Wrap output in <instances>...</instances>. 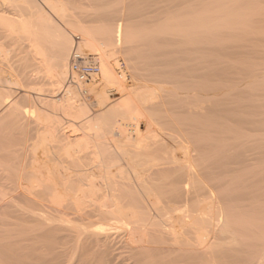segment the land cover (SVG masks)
Instances as JSON below:
<instances>
[{
  "label": "bare ground",
  "instance_id": "1",
  "mask_svg": "<svg viewBox=\"0 0 264 264\" xmlns=\"http://www.w3.org/2000/svg\"><path fill=\"white\" fill-rule=\"evenodd\" d=\"M30 1H22L31 4L28 10L19 11L12 15H8L4 9L0 8V23L3 21L13 27L16 24L17 26L25 25L27 22L29 23L26 24L29 25V32H33V34L31 33L32 36L36 33L40 37L42 35L47 39H54L56 42H53L62 50L60 51L55 46L60 51V55L62 54V56L59 55L60 60L56 59V62L59 61V65L62 66L60 65L61 68L56 66L59 71L55 67L51 70L55 68L59 72L58 76H61L59 80L61 78L65 80L68 75L69 56L72 54L70 52L77 50L79 54L81 47L89 49L93 46L97 47L101 40L98 45H96L97 43L93 45V42H97L94 39L95 36L93 37L85 27H80L78 24L84 39L81 46L74 49L72 36L57 25L42 5H38L36 1L35 3L33 1L32 5ZM44 1L51 7L53 5L52 9L58 6L53 4L56 3L53 0ZM58 1L60 2V0ZM180 1L178 3L177 0H165V2L170 3L169 5L165 4L167 7L164 12L166 18L159 14L165 9L160 8L162 6L159 7L161 10L158 14L159 17L163 18V21L158 22V16L156 18L157 23L154 20L159 27L155 36L139 40L132 32L134 30L129 32L124 24L126 21L123 22L120 18L116 19L117 23L112 28L101 29L103 31L100 33L103 34V44H100L102 49L95 50L94 48L97 52L96 55L100 56L101 72L99 71L100 74L94 77L91 82L82 84L85 89H91L95 92L100 100V103L99 100L97 101V106L99 103V107H103L109 100L114 104L96 119L82 123L83 118H87L91 113L90 110H87V106L76 103L73 97L67 98L61 104L63 105L61 108L63 113L65 112L68 118L76 123H82L80 124L82 126L73 127L72 125L71 127L68 124L69 128H65L64 125L63 128L65 129H62L63 122L60 125V120L58 122L54 119L55 117H49L46 120L48 122L45 128L43 127L44 124L41 123L43 127L41 132L39 125L42 120L38 116L39 110L36 108L38 106L34 102L31 103L32 106L27 103L33 101L30 95L25 94L22 98L20 97L23 101L17 96L18 99L14 102L10 100L11 102L8 103L9 101L5 99L6 104L4 101V103H0V115L4 116L2 118L12 119H9L11 125L19 123L22 129H32L33 134L36 132L38 137H35L34 140L38 138V141H36L35 146L33 143L32 147H35L36 153L38 152L36 149L43 150V157H38L34 153L35 155H31L30 160L28 157L31 156L27 155V151H23L26 149L24 148L20 151L23 154H18L20 155L18 163L13 164L16 157L15 160L12 157L14 151H17V143L15 146L12 145L13 148L15 147L12 150L11 138L6 136L4 138L3 135H0V213H8L7 216H10L8 211H12V214L28 211V214L40 215L41 217L42 215L59 216V219L52 218L53 220H48V222L59 221L58 224L62 223V226L57 224V227H60V231H62L61 233H64L60 236L63 237L64 235L63 240L65 242L66 240L74 242L72 243L74 248L69 247L71 244L68 247L61 244L62 248L65 247L63 253L68 254V256L65 254V261L76 255L78 264H264V164L262 162L258 164L261 156L264 160V154L261 150L259 151L261 149L259 146L264 144V131L262 132L263 136L259 134L260 131L257 132L258 130L262 131L261 127L264 124L257 129L261 123L259 121L257 124H260L257 125L254 122L256 117L261 118L262 110L255 109V106L250 104L251 101L254 102L255 100L244 99L245 103L250 102L246 106L241 105L244 104L242 100V103L234 101L238 98L233 97L240 96L238 93L240 89H238V85L229 89L230 86L227 84L231 81H228L227 77L238 73V71H233V74L227 75V69H230L225 60L227 44L219 30V24L214 26L211 24L208 9L200 6L199 3L194 5L195 2L192 3V0ZM59 2L58 4H60ZM158 5L160 4H157V7ZM22 6H24L23 3ZM22 6L19 7L23 8ZM154 9L156 10V7ZM57 10L55 11L57 12ZM130 10L132 9L130 8ZM147 12H145L146 15H149ZM133 14L135 15V12L130 16ZM143 14L140 16L143 17ZM54 15L56 16L57 13L54 12ZM136 15L135 17H137ZM151 16L149 15V17ZM118 17L122 16L118 15ZM65 21L68 22V19ZM78 22L80 23V20ZM231 23L238 28L239 22L231 21ZM4 28L0 27V30L5 31ZM22 29H18L20 30H17L18 33ZM27 29L26 27L25 30ZM72 29L76 30L75 28ZM14 31L16 34L17 31ZM6 32L7 35L2 32L3 35L7 36L6 39L3 38L9 41L7 38L10 33H8L9 31ZM2 33L0 31V35ZM32 38L36 39L34 36ZM32 44L31 46L35 48ZM39 47L40 45L35 50L39 51ZM144 49L149 50L153 58L152 65L158 69L161 68L160 71L156 70L154 76V78H158L154 82L160 86V92L151 86H138L139 84L135 83L136 79L133 77H130L133 83L131 82L130 86L125 85L126 77L129 76L127 75L128 72L118 67L120 64L117 57L118 52H125L124 56H127L126 53L137 55ZM30 50L24 51L25 53L28 52L29 58L27 60L29 61L33 51L29 53ZM36 51L34 53L37 55ZM120 55L121 53H119ZM21 57L19 60H22ZM112 58L117 60L118 64L113 65ZM123 60L126 62L125 58ZM130 61L131 59L128 60L127 58V63ZM45 64L46 66L42 65L47 67L49 63L45 62ZM1 65H4L3 62ZM42 65L40 64V66ZM15 71L18 72V69ZM239 75L238 73L229 78H234L232 81L236 83L240 79ZM236 76L238 79L235 80ZM42 77L44 76L41 75L40 78ZM31 79L33 83V77ZM45 80L48 81V79ZM45 80L42 79L44 82ZM39 83L35 81L36 85L45 84ZM12 84L15 82L13 81ZM29 84L31 85V80ZM51 85L56 86L55 83ZM10 86L12 88L13 85ZM16 86L18 87V85ZM109 86H115V89H109ZM61 87L63 86L61 85L58 89L62 90ZM33 91L32 93L35 92ZM125 91L129 93L126 94V97L128 95L126 99L122 96ZM11 93L9 94L12 97L13 94ZM121 93L123 94L121 95ZM5 95L3 96L6 98ZM11 97L8 95V98ZM228 98L234 99L230 101V104L233 103L231 107L235 108L226 107ZM47 100L49 99L41 98L38 101L49 106L50 102ZM21 101L23 103L26 101L27 105L23 103L21 105ZM262 102L264 100L260 101L261 105ZM260 104L257 103L256 106H260ZM51 105L54 110L58 108L57 102L51 101ZM261 107L259 108H264ZM228 108L232 112L227 110ZM257 111L258 113H256ZM257 114L259 116H256ZM262 117L264 120V113ZM13 120L18 123L12 122ZM231 124L234 127H231ZM253 124L254 126L257 125L256 128L253 127ZM0 127L3 129L2 126ZM228 127L235 129L234 132H231L233 129L230 130ZM87 129L95 130L97 133H93L96 136L92 138L91 134L86 135L89 133ZM252 129H256L262 139L258 137L259 135L256 138L257 133L253 134ZM80 130L86 131V134ZM80 133L84 135H78ZM227 133H235L236 137L240 139L237 155L239 152L241 154L240 150L247 153L244 148H248L250 155L251 152H255L254 154L258 152L257 155L252 156L254 158L260 154L258 160L255 158L256 164H250L249 159L252 157L248 156L251 158H247V155L244 154V157L246 156L248 159H245L247 164L246 162L245 164L239 162L233 164L236 155V153L233 154L236 151L233 147L231 148L234 149V151L231 150V156H234L232 158L233 163H228L230 152H227ZM252 134L255 135L253 139ZM19 137L17 140H20L21 137ZM230 138L232 139V136ZM254 138L256 141L259 139V142L262 140V143L259 145V142L254 141L255 145L253 143ZM22 139L19 146H22L20 145ZM17 140H14L13 143L18 142ZM34 140H31L29 144ZM250 141H252L253 146L249 145L251 144ZM246 142L249 144L246 145ZM23 143L25 144V142ZM237 146L236 148H238ZM240 146L244 148L241 149ZM29 149L30 152L33 150L31 147ZM262 150L264 152V149ZM15 153L17 154V152ZM241 155H239L240 159ZM244 157L242 158L244 159ZM11 158L12 162L5 164L6 162L9 163ZM230 158L229 160H231ZM240 159L235 161H243ZM3 216L6 215L3 214ZM16 216L18 215H14V217ZM4 217L2 218L4 219ZM16 218L18 222H21L20 219H24V215L21 218L20 216ZM10 219L15 222L13 218ZM38 219L40 220V218ZM9 221L7 222L9 224L8 229L13 226L12 222L9 223ZM24 221L26 222V220H23V224H25ZM5 222L3 221L4 225H6ZM3 228L5 229V226ZM45 228H42L41 231H47L48 226ZM58 228L55 229L59 230ZM8 229L5 230V233L8 232ZM30 229L29 231L33 230L34 227ZM36 229H38L37 226ZM29 231L27 233H32V236L40 230L35 233ZM34 235L33 239L34 237L38 239L37 237L40 236V234ZM45 235H47L46 232ZM43 238H41L42 241L45 240ZM62 241L59 242L62 243ZM65 242L63 243H68ZM47 249L49 250V247ZM1 253L4 258V252L1 251ZM4 254L6 257V253ZM7 257L10 255L7 254ZM67 257L69 258L67 259ZM52 260L54 261V258ZM57 260L63 259L58 258ZM57 260L56 262H58ZM53 261L52 264L56 263ZM63 261L62 264L65 262ZM69 262L65 263L68 264Z\"/></svg>",
  "mask_w": 264,
  "mask_h": 264
},
{
  "label": "rangeland",
  "instance_id": "2",
  "mask_svg": "<svg viewBox=\"0 0 264 264\" xmlns=\"http://www.w3.org/2000/svg\"><path fill=\"white\" fill-rule=\"evenodd\" d=\"M22 1H20V0H0V8L2 10L4 9V11L7 12L8 15L9 14L12 15L13 13L14 14L18 13L19 11L28 10V8L30 7L31 4H27V3H24ZM33 1H34V3L36 1V3L38 5H42V7L49 13V15L52 17V19L57 23V25H59L63 30H65L67 33H69L72 36L71 38L73 39V42H74L73 45H75V47H73L74 49L75 48L77 49V47L81 46V44H82L81 42H83V39H84V36L82 35V31L80 30L81 26L85 27L91 33V35L93 37L95 36L94 39L97 42H95V43L93 42V45L96 44V43H97L96 45H98L100 40H101L100 44H103V34H100V33L103 32L102 30H104V28H112L113 26H115V24L117 23V21H116L117 18H120L123 22L126 21L124 24L127 26V30L129 32L134 30L132 32H134L135 37L138 38L139 40L141 38H149V37H151L153 35L155 36V33L157 32V30L159 28L158 25L156 24L157 23L156 18H157V16L159 17V14L162 17L164 15V17L166 18L164 12L166 11L167 7L165 6V4L166 5L170 4V3H167L168 1L165 2V0H163V2H162V0H64V1L60 0V2L58 0H53V2H56V3H53V2L52 3L58 5V6H56L57 8H54L55 10L58 9L57 12H56L54 9H52L53 5L51 7V5H49L44 0H31L30 2L32 3ZM171 1H173V0H171ZM187 1H190V0H187ZM58 2L60 4H58ZM177 2L179 3L181 1L177 0ZM185 2H186V0H185ZM194 2H195L194 5H198L196 3H199L200 6L202 5V6H204V7H206L208 9V11L210 12L211 24H213V26L216 25V24H219V30L223 34L222 35L223 39H224V41L227 44V46H226V48H227V50H226V59L225 60H226V64H227L228 68H230V69H227L228 70L227 71V75H230V73H232L233 71L234 72L238 71V73L240 74L238 76L240 79L238 80V82L236 81L237 84L233 82L234 78L233 79H231V78H232L233 75L235 76V74L237 75L238 73H235V74L232 73L233 75L229 76L231 78L227 77V80L231 81V83L226 82V83H228L227 86L228 85L230 86V87H228L229 89L232 88L234 85L235 86L238 85L237 87H238V89H240L238 91L240 96L233 97V98H238L240 100H238V99L234 100L233 98H232V100L238 101V103H242V101H244V104H241V105H244V106H246V105H248L250 103V102H248L249 100H255V101L258 100L259 101V102L258 101L257 102H255V101L252 102L251 101V103H250V104H252V106H255V109L262 110L261 115H260L261 118L258 119V117H256V116H259V114H257L255 116L256 117L255 118L256 121L257 120L258 121L257 122L254 121V122L257 124L260 121V123H261V124L259 123L260 125L257 124V125H259L257 127V129H258L262 124H264V122H263L264 120L262 119L263 118L262 114L264 113V111H263L264 108L261 109L262 108L261 106L264 107V104H263L264 102H262V105L260 104V101L264 100V0H192V3H194ZM22 3L24 4V6H22ZM163 3H164V5H161ZM182 3L184 4L183 1H182ZM157 4H160V5H158V7H157ZM20 5L23 8H20L19 7ZM32 5H33V3H32ZM160 6H162V7H160ZM148 7H149V9H148ZM154 7H156V10H158V9L159 10L156 11L154 9ZM159 7L162 8V9H165V10H162L163 11L162 14H161L162 11H160L161 9ZM130 8L132 10H130ZM144 8H145V10H144ZM20 9H22V10H20ZM52 10L55 12V14L57 13L56 16L54 15V12ZM147 11H149V12H147ZM159 11H160V13H159ZM134 12H135V15L137 14L136 15L137 17H135L134 14H133V16H130ZM145 12L149 13V15L150 16L152 15V16L149 17V15L148 14L146 15ZM64 13H66V14H64ZM125 13H126V15H125ZM121 14H123V15H121ZM127 14H129V15H127ZM140 14H143L144 16L142 17V16H140ZM118 15L122 16V17H118ZM153 15H156V16H153ZM57 17H58L59 20L57 19ZM126 17H127V20H125ZM130 17H131V19H130ZM132 18H134V19H132ZM151 18H153V19H151ZM66 19H68V22L65 21ZM69 19H70V21H69ZM157 19H159L158 22H160V23H161V21H163V18H161V17H159ZM60 20H62V21L64 20V22H62ZM79 20H80V23L78 22ZM154 20L156 21V23H155ZM231 21H235L236 23L239 22L237 24L238 28L234 27V25L231 23ZM25 23L29 24L27 22H25ZM65 23H68V24H65ZM26 24L25 25H23V24L19 25V23H18L19 26H17V24H16V25H13V27H11V24H8V23L6 24L3 21H2V23H0V27L1 28H4L6 26L8 27V25H9V27L13 28V29L10 28V30H9V27L8 28L6 27V28H4V29H6L5 31L0 30L1 33L2 32L6 33L5 35H7L6 31H9L8 33H10V34H8V38H7V39H9V41L8 40H4L3 37H5V39H6L7 36L3 35V33H2V35H0V39H2V41H0V59L2 60V61L0 60V84H2V85H0V96H1L0 103H2L4 101L5 104H6L5 99L7 101H9L8 103H10L11 101L14 102L18 98L21 99L25 94L30 95V98L32 97L31 99H33V101L30 100L32 102H30V103L27 102V103H28V105H31V103L34 102V104L36 106H38V107H36V106H34V107H36L39 110L40 114L38 113V116H40L41 120H42L40 122V125H39V127L41 126L40 127L41 128V132L43 131L42 128L43 127L45 128V126L47 125L46 123L48 121H46V120H48L49 117H53V118L55 117L54 119H56L57 121L60 120V122L58 121L60 123V125L62 124L61 122H63L62 127H61L62 129L67 128L69 125L71 127H72V125H73V127L74 126L81 127L82 125H80V124H82L84 122L87 123L88 120H91V119H96L103 112H105L108 109V107L110 108L111 106H113L114 103H111V101L109 100L108 103H106L107 105L105 104V106L99 107L100 100L96 96L95 92L91 91V89L90 90L89 89H85V87L83 86L82 83H79V82H77V83L75 82L74 83V82L71 81V68H70L71 58H70V56L72 55L71 53H73L74 50H72L70 52L71 55L69 56V60H68V67L69 68H68L67 78L65 80H63L62 78L59 80V78L61 76H58L59 72H57V70L59 68L57 67L58 68L57 69L56 66H59L61 68L62 65L60 64L61 65L60 66L59 65V61L58 62H56V61L60 60V56H62V54L60 55V51H62V50L59 48V46H57L56 43H54V42H56L54 39H47V38H45L42 35L40 37L36 33H34V35H33L36 39L32 38L33 36L31 35V33L33 34V32L32 31L29 32V29H30L29 25H26ZM78 24L80 25V27H79ZM25 26L28 28L27 30H25L26 29ZM22 28L24 29V31H23ZM70 28L71 29L75 28L77 31L74 30V29L71 30ZM78 28H79L80 31L78 30ZM18 29H22V31L20 33H18V31H20ZM14 30H16V31L18 30L16 32L17 35L14 34L15 33ZM78 32H80V33H78ZM11 33H13V34L11 35ZM29 34L31 35V37H30ZM37 36L39 37L40 41H38L39 39L37 38ZM11 37L13 38V40H15V39H17V40L13 41ZM41 38H44V39H41ZM4 41H7V42L5 43ZM35 42H37V43H35ZM31 44L34 45L35 48L32 47ZM49 44H50V46H49ZM100 44L97 47L96 46L91 47L92 49L91 48L89 49V48H86V47L85 48L81 47V50H83V51H81L79 49V52L81 53L83 59H92V60H94L95 62L98 63L99 67H100V56L96 55L97 52L95 50L99 49V48L102 49ZM39 45H40L39 51L38 50L36 51L35 49H37V47ZM27 46H29V47H27ZM48 46L51 47V48H49ZM55 46L60 51L58 49H56ZM41 47H42V49H41ZM94 48H95V50H94ZM27 49L28 50L31 49L29 53H31L32 50H33L32 53H34V51L37 52V55L35 53L33 54V56H32V53L30 54V61L27 60L29 58L28 52L25 53ZM55 52H56V54H54ZM22 53H23V55H22ZM24 53L26 54V56H25ZM119 53H121L120 56H119ZM27 54H28V56H27ZM123 54H125V52H118V54H117V57L119 58V63L120 64H118L117 60H114V58L111 59V62H112L113 65H116L115 63H117L119 65V66L117 65L119 67V69H124L126 72H128L127 75H129V76L126 77L127 80L125 82V85L130 86L133 83V81L131 80L132 78L130 79V77H133V78L136 79L135 83L137 85L139 84L138 86H141V87L146 86V85L147 86H151L152 88H157L156 91L160 92V89H159L160 86L157 84V82H154V80L155 79L157 80L158 78L157 77L154 78V76H155V73L157 71L161 70V68L158 69V67L156 68V67H154L152 65L153 64L152 63L153 62L152 61L153 58H152L151 54L149 53V50L148 49H144L143 52H140V54L138 53L137 55L126 53L127 56L126 55L124 56ZM39 55L41 56V58H40ZM122 55L125 58L126 62L123 60L124 58L122 57ZM20 57H21L22 60H19ZM127 58H128V60L131 59L130 63H127ZM44 61L46 63L47 62L49 63V64H47V67L43 66V65L46 66ZM2 62H3L4 65H1ZM26 62H28L29 64L26 63ZM35 62L37 64H34ZM54 62H56V63L53 65ZM60 62L62 63V60ZM40 64L41 65L43 64V65L40 66ZM127 64H129V65H127ZM53 67H55L57 70L54 68V69H52L53 70L52 71L51 68H53ZM19 68H21V69H19ZM39 68L40 69L42 68L41 71H40ZM17 69H18V72L15 71ZM2 70L4 71V73H3ZM5 71H6V74H5ZM38 71H40V72L38 73ZM23 72H25L26 74L23 73ZM100 72H101V67H100ZM18 75L21 76L19 79H18V77H19ZM41 75H43L44 77L40 78ZM53 76H54V79H53ZM31 77H33V81H34L33 83H32ZM238 77L236 76L235 80L238 79ZM29 78L31 80V85L29 84V82H30ZM74 78H75V76H74ZM38 79H39V82L41 81L40 83H45L46 85L45 84H40L38 82ZM42 79H44V80L48 79V81L45 80V82H44V81H42ZM51 79H53V80H51ZM57 79H58V81H57ZM62 80H63V82H62ZM8 81L9 82H11V81L13 82L14 81L15 84L18 85V87L15 84H12V82H11L10 85H13V86H12V88H10L11 87L10 85L7 86V84L9 83ZM35 81H36V83H39L40 85H38V84L36 85ZM3 82H5V83H3ZM6 82H8V83H6ZM52 83H55V85H56L55 86L56 87L55 90L56 91L54 90L55 87L53 85H51ZM58 84H60V85H58ZM27 85L29 87H24V86H27ZM61 85L63 86V87H61L62 90H59L58 88ZM239 85H241V86L239 87ZM38 87H39V89L41 88L40 91H39V89H37ZM24 88H25L26 91L24 90ZM27 88H29V89L31 88L30 91ZM15 89L16 90L18 89V90L16 91ZM22 89H23V91H22ZM109 89L113 90V89H115V86H109ZM32 91L34 93H32ZM10 92H12L11 94H13L12 97L9 94ZM40 93H41V95H40ZM123 93H121V95L123 94L122 96L126 99L128 97V95L126 97V94H129V93H128V91H125ZM240 93L243 94V95H241ZM46 94H48V95L46 96ZM94 94H95V96H94ZM3 95H5L7 97L5 98ZM8 95L11 98H8ZM17 96H19V97L17 98ZM72 97H73V100L76 103H80L83 106H87L86 107L87 110H90L89 112H91L89 114V116L87 117L88 119L84 117L83 118L84 120H82V123H79V124L76 123L71 118L69 119L67 114L65 112L63 113V109H61L62 106H63V105H61V104H63L62 102L65 101L67 98H72ZM96 97H97V99L95 100ZM240 97H242V98H240ZM36 98H38V99H36ZM41 98L49 99V100H47L48 102H50L49 106L46 105L47 106L46 107L42 102L38 101ZM2 99H4V100H2ZM244 99L248 100V101H246V102H248V104L245 103ZM21 100L23 101V99H21ZM232 100L229 99V98L227 99L226 104H228V105H226V107L230 106V108H235V107H231V104H233V103L230 104V101H232ZM22 101H21V105L23 103ZM51 101L58 103V108H56V110L53 109L54 107H52ZM97 101L99 102L98 106H97ZM257 103L260 104V106L259 105L258 106L261 107V108L256 106ZM23 104L27 105L26 101ZM241 105H239L240 108H242ZM236 106H238V104ZM256 107H258V108H256ZM104 108H106V109L104 110ZM99 110H101V111H99ZM227 110L231 111V109H229V108ZM230 111H228V113H230ZM244 111H246V110H244ZM256 113H258V111ZM47 115H49V116H47ZM2 117H4V116L0 117V126H2L4 130L0 127V131H1L0 135H3L4 138H5V136L11 138V140H12L11 149L12 150L15 149V147L13 148L12 145L15 146L16 143H17V147H18L16 149L17 151H14V154H13V157H12L13 159L16 157L17 161L14 159L15 161H13V164H17L18 163V157H20V155L23 154L20 151L23 150L24 148H26V149H24L23 151H25V152L27 151L28 152V154H27L28 156H31V155L34 156L36 154L38 157L39 156L43 157V150L42 149H36V151L38 150L37 153H39V154H37L35 152V147H32V144L34 143L33 145L35 146V144H37L36 141H38V138H36L37 140L36 139L34 140L35 137H38V134L36 135V132H35V134H33V131H31L32 129L31 130L26 129V128L22 129V126L16 120H13L12 122H17L19 125L18 124H15V125L12 124L11 125L10 120H12V119L9 118L10 119L9 120V119L2 118ZM255 119H253V120H255ZM73 121L75 122V124H74ZM41 123L44 124L43 127H42ZM4 124L6 125L5 127H4ZM256 126H254V124H253V127L256 128ZM63 127H65V128H63ZM231 127H234V126L231 124ZM263 127L264 126L262 125V127H261L262 131L261 130L257 131V132L260 131L261 133L259 132V134H261V135H262V132L264 131ZM229 129L231 130L233 128H229ZM234 130L235 129H233L231 132H234ZM34 131H36V130H34ZM80 131L82 132V130H80ZM87 131L89 132V133L87 132L88 134H86V131H83L82 133H85L86 135L91 134L92 136L91 135L90 136L92 138H94V136H96L95 133H97V132H95V130L87 129ZM2 132H4V133H2ZM93 132H95V133H93ZM252 132H253V134H255L256 129L253 130ZM26 133H27V135H26ZM82 133H80L78 135H84ZM227 134L230 135V136H228ZM227 134H226V137H227L226 138L227 139L226 140L227 141L226 142L227 143V152L228 153L230 152L229 156L231 157V158L229 157L231 160H229V158H228V160H227L228 163H230V164L233 163L232 162V158L234 156L233 157L231 156V150L234 151V149L236 151L234 153L233 152L232 153L234 155L236 153V155H235V157L233 159V161H234L233 164H236L235 162H237V164H238V162L240 164H245V162H246V164H247V161L245 159L251 158L252 156L257 155L258 152L256 154H254L255 152H253V153L251 152V155H250V152H249L248 148L242 147L243 145L240 146V148L241 149L244 148V150H246L247 153L245 151H243V150H240V151H241L242 155L243 154L247 155V158H246V156L244 157V155L242 156L241 154H239L240 152L237 155V152L239 151V150L237 151V149H239L240 139H238L239 137H236L235 133H230V134L227 133ZM253 134L251 135L252 139H253V136H255ZM259 134L257 133L255 137L256 138L259 137V138L262 139L263 135L261 136ZM257 135H259V136L257 137ZM18 136L21 137V138L19 137L20 140H17ZM231 136H232V139L230 138ZM22 138H24V139H22ZM21 139H22V142H21L22 144H20V145H22V146H19V143H20ZM14 140H17L18 142L13 143ZM27 140H29V141H27ZM31 140H34V141H32V143L29 144L31 142ZM258 140L259 139H257V141H256V139L253 140V143H254V141H256V143L259 142ZM23 142H25V144ZM237 142H238V144H237ZM263 142H264V139H263ZM250 143L251 144L246 142V145L249 144V145L253 146L252 141H250ZM261 143H262V140L258 144L260 145ZM236 146L238 148H236ZM244 146H245V144H244ZM261 146L264 147V144L263 145L261 144ZM261 146H259V148H261V149H259L258 146L256 147V149L258 148L259 151L261 150L262 153L264 154V152L262 150L264 148L261 147ZM29 147H31L33 149V150H31V152L28 151V150H30ZM232 147L234 149H231ZM250 147L251 146H249V148ZM251 149H252V147H251ZM251 149H250V151H251ZM253 149H255V148H253ZM256 149L254 151H256ZM258 149H257V151H258ZM15 152H17V154ZM41 153H42V155H41ZM228 153H227V156H228ZM248 153H249V155H248ZM18 154H20V155H18ZM239 155H241L240 156L241 159L239 158ZM248 156H251V157H248ZM259 156H260V154H259ZM242 157H244V159ZM258 157H255V158L258 160L259 159ZM12 158L10 159L9 163L6 162L5 164H10L12 162L11 161ZM28 158L31 160L32 156L28 157ZM235 158H238V159L243 160V161H235V160H238V159H235ZM253 158L254 157H252V159H249L250 164H256L257 161L255 160V158L254 159ZM260 158H261L260 159L261 161L259 160L258 162H260V163H258V164H261V162H262V164H264V160L262 159L263 157L261 156ZM15 162H17V163H15ZM8 183H10V182H8ZM10 184H8V185H10ZM8 212H9L10 216L9 215L7 216L8 213H3V212L0 213V220H1L0 225H1V228H2V229L0 228V230H2V233H3V234L0 233V253H1V251L6 253V257H5V254L3 253L4 258H3V256H1L2 253L0 254V264H47L48 262H49L48 264H50L53 261L52 260L53 258H54L53 263L56 262V260L58 258H62L65 261V254H67V253H63L64 250H65L64 246L68 247L71 244V246H69V247L74 248V245L72 244V243H74L73 241L72 242H70V241L68 242L66 240V242H65V240H63L64 235H63V237L60 236V235H62L64 233H61L62 231H60V227L58 228L57 226L58 225L62 226L61 225L62 223L58 224V223H60L59 221H57L58 223L57 222H48V220L51 221L53 219H59L60 218L59 216L56 217L54 215H48V216L46 215L47 218H48L47 219V218H45L46 216L42 215V217L44 216V218H45L44 219L40 215L36 216V215L31 214V213L28 214V211L27 212H23L22 211L21 213L19 211V212H15L13 214H12V211L11 212L8 211ZM17 213H19V214H17ZM3 214H5L6 216L4 217ZM11 214L13 215L12 217H11ZM14 215H18V216H20V218L22 217V215H24V219L23 218L22 219L18 218V219H20V221L22 220L21 221L22 223L18 222V220L16 218L18 216L14 217ZM27 216L28 217L31 216V217L28 218ZM33 216H36V217L40 218V220L38 218H36V217L34 218ZM2 217H4V219ZM10 218H13V220H15V222H13ZM41 218H42V220H41ZM9 219L11 220L13 226H10L9 229H8V225L9 224L7 222L9 221ZM2 220L4 222L6 221L5 224L7 225V227H6V225H4ZM23 220H26V222L24 221L25 224H23ZM29 221H30V223H29ZM11 222L9 221V223H11ZM32 222H34V223H32ZM35 222H37V225H35ZM14 223H15V226H14ZM20 223H21V225H20ZM47 223H49V224L51 223V224L49 225ZM53 223L55 224V227H54ZM32 224H34V225H32ZM40 224H42V225H40ZM44 224H45V226H44ZM23 225H24V227H23ZM3 226H5V229L3 228ZM36 226L38 227V229H36ZM39 226H40V229H39ZM46 226H48L49 229L47 228V231L44 230V232H42L41 230L46 229L45 228ZM50 226H51V228H50ZM28 227H30L31 229L34 227L33 230H35V231L31 230L30 228L29 229L31 231H29ZM6 228L8 229V232L5 233V230H7ZM55 228L56 229L58 228L59 230H56ZM39 230L41 231V233H40ZM28 231L29 232H33V233H35L36 231H39L38 233L36 232L35 235L38 236V234H40V236L39 237L36 236L38 239H36L35 237L33 239V235L34 234L31 236L32 233H27ZM45 232H46L47 235H45ZM48 232H50V233H48ZM43 234H44V236H43ZM45 236L46 237L49 236L50 240H49V237L46 238ZM29 237H30V241H29ZM43 237L45 238V240H44ZM41 238H43L44 241H42ZM48 240H49V242H48ZM59 241L60 242L62 241V243H60ZM63 242H65V243L68 242V243L64 244ZM59 243H60V246H61V250H60V246L58 245ZM46 244H47V247H45ZM61 244L64 245L63 248H62ZM53 245H55V246H53ZM48 247H49V250L47 249ZM50 249H51V251H50ZM54 249H55V251H54ZM58 251H59V253H58ZM60 252H62L63 254H61ZM65 252H67V251H65ZM55 253H57L58 255L55 254ZM7 254H8V256L10 255V257H7ZM53 254H54V257H53ZM62 255H63V257H62ZM66 256H68V254ZM56 257H58V258L55 260ZM69 257H67V259ZM12 258H13V260H12ZM70 258H69V260H67L65 262H69L70 261L69 263L71 264V261H73L72 264H76V263L78 264V262H77L78 261V257L76 255H74L72 257L73 260L70 259ZM75 258L77 259L76 261H75ZM15 259H16V262H15ZM1 260H3V263H1ZM63 260H61V261L57 260L58 262H56V263L60 262L62 264ZM23 262H25V263H23ZM65 262H64V264H67ZM56 263H54V264H56Z\"/></svg>",
  "mask_w": 264,
  "mask_h": 264
},
{
  "label": "built area",
  "instance_id": "3",
  "mask_svg": "<svg viewBox=\"0 0 264 264\" xmlns=\"http://www.w3.org/2000/svg\"><path fill=\"white\" fill-rule=\"evenodd\" d=\"M71 81L80 83H89L99 74L100 67L97 62L92 59H83L82 55L74 50L71 55ZM75 76V78H74Z\"/></svg>",
  "mask_w": 264,
  "mask_h": 264
}]
</instances>
